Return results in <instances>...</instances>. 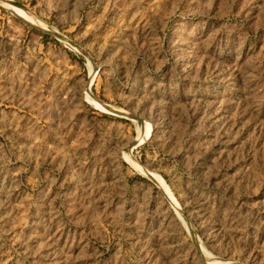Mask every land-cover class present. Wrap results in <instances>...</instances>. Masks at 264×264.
<instances>
[{
	"label": "rangeland",
	"instance_id": "374dc122",
	"mask_svg": "<svg viewBox=\"0 0 264 264\" xmlns=\"http://www.w3.org/2000/svg\"><path fill=\"white\" fill-rule=\"evenodd\" d=\"M0 264H264V0H1Z\"/></svg>",
	"mask_w": 264,
	"mask_h": 264
},
{
	"label": "bare ground",
	"instance_id": "6f19581e",
	"mask_svg": "<svg viewBox=\"0 0 264 264\" xmlns=\"http://www.w3.org/2000/svg\"><path fill=\"white\" fill-rule=\"evenodd\" d=\"M13 12H15V13H17V14H20V15H22L24 18H26V19H29L27 16H25L22 12H20V11H15V9H13ZM16 15V14H15ZM28 15V14H27ZM32 20H33V18H32ZM30 21V20H29Z\"/></svg>",
	"mask_w": 264,
	"mask_h": 264
},
{
	"label": "water",
	"instance_id": "95a60500",
	"mask_svg": "<svg viewBox=\"0 0 264 264\" xmlns=\"http://www.w3.org/2000/svg\"><path fill=\"white\" fill-rule=\"evenodd\" d=\"M1 1V0H0ZM42 30H44V31H47L48 32V30H45V29H42Z\"/></svg>",
	"mask_w": 264,
	"mask_h": 264
}]
</instances>
